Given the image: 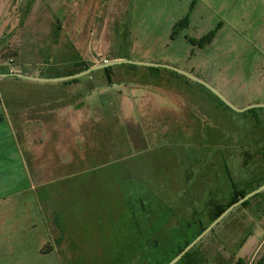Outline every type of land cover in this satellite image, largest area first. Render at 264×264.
Returning a JSON list of instances; mask_svg holds the SVG:
<instances>
[{
    "label": "rangeland",
    "instance_id": "1",
    "mask_svg": "<svg viewBox=\"0 0 264 264\" xmlns=\"http://www.w3.org/2000/svg\"><path fill=\"white\" fill-rule=\"evenodd\" d=\"M115 57L191 72L237 108L264 104V0H0V67L54 78L80 60L96 66ZM151 69L118 65L79 79L94 86L86 84L84 95L98 93L85 102L84 145H74V132L58 123L53 131L57 144L36 153L47 170L46 198L42 189H28L0 207V264H145L129 205L142 212L146 207L139 214L144 232L158 229L159 239L166 240L172 232L178 236L184 222L200 216L207 223L204 203L211 196L226 202L231 190L226 167L241 188L262 179L264 135L257 143L251 133L242 139L233 132L264 126V108L235 112L200 84ZM164 73L178 78L179 86L173 79L157 85L136 82ZM108 77L122 80L117 91L136 99L149 92L170 106V95L178 97L177 111L154 114L149 108L147 116L140 117L143 136L130 132L132 146L120 122L129 105L122 104L121 96H108ZM65 86L2 78L0 114L14 113L18 125V108L25 112L33 102L59 99ZM106 93L112 127L99 107L93 110L100 121L93 125L86 114ZM119 161L129 195L136 196L128 204L117 193L112 175ZM193 206L199 216H193ZM241 212L202 244L205 264H236L239 259L256 264L245 254L261 230L251 227L257 234L247 235L250 220ZM241 239L244 249L234 255L232 248Z\"/></svg>",
    "mask_w": 264,
    "mask_h": 264
},
{
    "label": "crops",
    "instance_id": "2",
    "mask_svg": "<svg viewBox=\"0 0 264 264\" xmlns=\"http://www.w3.org/2000/svg\"><path fill=\"white\" fill-rule=\"evenodd\" d=\"M120 59H126V58L115 57L109 59V61L120 60ZM81 61L85 62V64L90 65L88 62L84 60ZM37 76H42V75H37ZM109 78L111 80L110 86H112L111 89L112 91L108 90L109 94L106 93L100 95L104 97V95L108 94V96H114V97L121 96L122 98H125L122 101V104L131 105L135 108V110L139 108L142 117L145 114L147 116L149 112V108H151V110L154 111V114L157 113V114L166 115L167 111H173V112L177 111L176 107H178L179 104L177 103L176 100L178 97H172V95H170L171 96L170 98L174 99V102L170 106H165L163 104L158 103L155 100V96L150 94L149 92H147L146 96L143 95L140 96V98L136 99L137 96L135 95L129 94L126 96L120 93L121 90L117 91V87L119 86L118 82L122 80L119 81L117 77L118 81L113 82L111 77ZM166 79L176 80V82L173 84L177 87L179 86L180 80L175 76L166 73L157 75L154 78L153 76L149 75L144 81H136V82L157 85L160 84L162 80L165 81ZM133 80H137V78L133 77ZM170 82L167 81V83L169 84ZM62 83H64V85L66 86L63 94H61L59 99L53 100L52 98H45L47 100H39L38 103L33 102L29 104V106L26 107V111H25L27 113L26 117L20 115L22 113H25L23 112V110H21L22 108H18V109L16 108L17 110L15 114L16 117L18 118L17 120L18 125L12 115H8L5 112L4 114H0V207L6 205L12 197L17 195L19 196L21 193H23L28 189L35 191L40 188L42 189L41 190L42 196L45 197L46 190L43 189L47 185L46 182H48L47 180L48 176L47 177L42 176L38 179H36L33 176L30 168V163L27 157L25 156L24 146L21 144V139H20L21 130L22 132L23 131L25 132L24 135L34 138L35 141L33 140L30 142L31 144L34 145L33 148L34 151L39 150L36 153L44 154L46 151H50V149L48 148L53 147V144L54 145L57 144L56 141L54 143V138L56 134L53 131H56L55 127L58 125V123L60 127L66 125L65 128L66 131L68 128L72 132H74V136H75L74 145L79 147L84 145L83 144L85 138L84 130H83L85 127L84 105L85 102L88 100V98L98 95V93H96L95 91H91V92H86V95H84L86 84H90L94 88L91 82L89 83L82 82L79 81L78 79V81L76 82H69V83L62 82ZM100 102H101L100 99H98L97 103ZM28 108H31L30 112ZM95 110L97 109L95 108ZM86 115H88L89 122H93V125H94V121H98L100 119V115L95 114L94 111H90L89 114ZM25 120H26L25 123L26 125L24 124ZM106 120L107 121L111 120V117L110 118L107 117ZM166 120L168 119L165 120L163 119V121L161 122H165ZM120 122L122 125L123 116L120 119ZM109 127L107 128V131L109 130ZM156 130H158V127L156 128ZM232 131L233 129H231L228 132V134H226L228 136V140L232 135ZM233 133H235L236 135L238 134V137L239 138L242 137V139H247L249 137L248 134L251 133L252 136H256L255 142H257L258 139L261 137V134L264 135V126L261 125L258 128L254 126V128H251V130L249 129L239 130L237 128ZM204 135L206 134L204 133ZM260 144L261 146L264 145L263 143ZM38 145H42L43 147H45V149L44 148L37 149L36 147ZM249 145H254V148H256L255 146L256 144H244L243 147H247ZM28 146H30V143L28 144ZM33 150H30L29 152H32ZM261 178L262 179H260L258 182L264 179V175ZM47 213L48 215L50 214L51 217L52 215L51 208L47 211ZM241 213L245 214L248 218H250V225L252 226V228L253 227L255 228V226H257V229L261 230L260 239L256 241V244L253 245V247L249 250V253L246 255L257 260L256 263L260 262L261 264H264V196L259 199L257 198L256 200L251 202L248 208L243 209ZM256 234H257L256 230L251 231V235H256ZM244 246L241 249V251L244 249Z\"/></svg>",
    "mask_w": 264,
    "mask_h": 264
},
{
    "label": "trees",
    "instance_id": "3",
    "mask_svg": "<svg viewBox=\"0 0 264 264\" xmlns=\"http://www.w3.org/2000/svg\"><path fill=\"white\" fill-rule=\"evenodd\" d=\"M186 21L183 23L185 24ZM182 26V24H180L178 27ZM178 27L176 29H178ZM175 35L177 34V32L174 33ZM17 55V54H14ZM81 61V60H80ZM93 65H88L85 64V62L81 61V62H76L75 63V67H73L71 70H68L66 72H61L58 71L56 73V77H60V76H68V75H72V74H76L79 72H82L86 69H88L89 67H92ZM109 69V68H108ZM108 69H105V71H108ZM152 71H158V69L153 68L151 69ZM13 72L12 69L10 68H6V67H0V73H10ZM174 73V72H173ZM176 74V73H174ZM177 76H180L178 74H176ZM77 80H72V81H67L66 83L69 82H76ZM107 81L109 82V84L111 83L110 78L108 77ZM201 87V89L207 90L205 87L203 86H199ZM103 96H101L102 98ZM100 103H96V105H92L94 108L91 109H95L97 107H99L102 111V113H105L106 117L110 118V114H107V100L105 101V98L103 97V99H100ZM220 102H222L219 99ZM223 103V102H222ZM140 109L138 108L137 110H135V108L131 105H129L126 108V116L125 119L123 117V124L122 127L123 129L127 132V134L129 135V142L130 144L133 146L134 145V141L131 142V134L130 132L134 129L137 131V133L139 132L141 136H143V132H142V126H141V112H139ZM139 114V115H138ZM12 116L14 118V113H12ZM100 121V119L97 121V123ZM107 121V120H106ZM110 121V127H112V121ZM107 121V122H109ZM25 124V123H24ZM24 131L22 132L21 130V135H20V139H21V144L24 146L25 149V156L27 157L29 163H30V168H31V172L33 174V176L38 179L42 176L46 177V173L47 170H45V166L40 164V161H42L39 156L36 154V152L38 151H34V145L31 144L30 141H33L34 138L28 137L27 135H24ZM35 141V140H34ZM30 143V146H28V144ZM42 145H38L36 148L38 149H42L45 147H41ZM30 150H33L32 152H29ZM117 165V166H116ZM120 165V161L119 162H115L114 166H115V170L113 171V174L110 173V175L112 174L115 178H116V182H115V187H116V191L118 194L121 195L122 197V201L125 202V204L129 203V199H133L136 196H132L129 195V184L127 183V181L125 180L127 178L126 174L121 172L120 169L118 168ZM106 167V166H104ZM104 167H98V168H103ZM227 172V178L230 181V192H229V198H226V202H220L218 200L220 199H215V195L211 196L207 201H205L204 203V210L203 212H205L206 217H207V223H205L203 220L204 218H201L198 214H197V208H193L194 210V214L193 216H199L198 219L192 221H187L184 222V227L182 230H179L178 232V236L172 232L170 234H168V238L166 240H162L159 239L158 237V233H157V229H148L147 232H144V229L141 227L140 224V213L142 212V209L137 207V206H131L129 205L127 207L128 211L135 220V233L136 236L138 238V251L139 254L141 256H144V254L147 256L145 264H168L170 261H172L178 254H180V252H182L191 242H193L214 220H216L228 207H230L231 205H233L234 203H236L238 200H240V198L244 197L245 195H247L249 192L255 190L256 188H258L259 186L264 184V179L260 182H257L256 185H248L245 188H241L240 185H238L233 177L231 176L228 168L226 167ZM135 193H137L136 191V187H134ZM136 195V194H135ZM258 195H256L255 197H253L251 200L245 202L241 207L237 208L231 215H229L226 219H224L219 225L218 227H216L208 236H206L201 242L200 244H198L193 250H191L190 252H188L186 254V256L183 257V259H181V261L178 264H205L206 263V256L204 254V251L202 250V243L205 242L209 237H211L212 235H214L217 232V229L219 227H221L223 225V223H225L231 216H233L235 213H240L243 209L248 208V206L251 204V202H253L255 199H257ZM192 203V201H190ZM146 210V207L144 209V211ZM143 211V212H144ZM148 211V210H147ZM143 212L141 214H143ZM174 209L173 212L171 214H174ZM174 216V215H171ZM145 215V214H144ZM147 215H151L149 213H147ZM245 214H243L244 219L246 218L244 216ZM143 216V215H142ZM159 216V215H157ZM161 217V216H159ZM250 220V218H249ZM249 226V231L246 232L247 235H251V225H250V221L247 224ZM109 234L106 233L104 234V237H106V239L108 238ZM146 236V237H145ZM103 237V236H101ZM178 238V239H177ZM162 240V241H161ZM178 240V243L176 245H173L172 243L174 241ZM163 242V243H162ZM168 242H170V244H167ZM233 243H235L233 241ZM245 243V240L241 241L238 243V245L236 246V248H232L234 255H238L241 252V249L243 248ZM146 245V248H145ZM175 246V247H173ZM246 255V254H245ZM243 255V257L245 256ZM236 257V256H235ZM248 257V260L251 259L252 257L246 256ZM140 259V258H139ZM236 264H247L246 261L244 259H239L237 260ZM256 264H261L260 262H257Z\"/></svg>",
    "mask_w": 264,
    "mask_h": 264
},
{
    "label": "water",
    "instance_id": "4",
    "mask_svg": "<svg viewBox=\"0 0 264 264\" xmlns=\"http://www.w3.org/2000/svg\"><path fill=\"white\" fill-rule=\"evenodd\" d=\"M118 65H135V66H143L148 68H156V69H164L171 72H174L178 75L184 76L187 79L194 81L201 86L205 87L207 90H209L212 94H214L218 99H220L227 107L234 110L235 112L244 113L246 111H249L251 109L256 108H264V104H255L248 106L246 108H237L226 96H224L217 88L209 84L208 82L204 81L203 79L195 76L193 73L182 70L180 68H176L167 64H158V63H151V62H142V61H133L129 59H120V60H112L106 63L98 64L96 66L89 67L88 69L68 75V76H60V77H54V78H45L42 76H31L27 75L21 72H10V73H0V79L2 78H18V79H24L29 81H36V82H67L72 80H77L82 77H85L89 74H92L95 71L98 70H105L114 66ZM264 192V184L256 188L255 190L249 192L244 197L240 198L236 203L228 207L216 220H214L193 242H191L180 254H178L172 261H170L168 264H178L181 259H183L184 256L191 250H193L206 236H208L218 225L226 219L229 215H231L237 208L241 207L245 202L251 200L256 195Z\"/></svg>",
    "mask_w": 264,
    "mask_h": 264
},
{
    "label": "flooded vegetation",
    "instance_id": "5",
    "mask_svg": "<svg viewBox=\"0 0 264 264\" xmlns=\"http://www.w3.org/2000/svg\"><path fill=\"white\" fill-rule=\"evenodd\" d=\"M12 71H13V72H17V71H14V70H12ZM108 104H109V103H108ZM108 104H107V105H108ZM84 106L87 107L88 104H87V105L85 104ZM97 108H98V107H97ZM106 108H107V107H106ZM228 108H229V107H228ZM229 109H230V108H229ZM231 110H232V109H231ZM90 111H94V110H93V109H90ZM139 112H140V111H139ZM140 114H141V113H140ZM138 115H139V114H138ZM40 162H41V161H40ZM171 215H174V214H171ZM157 230H158V229H157ZM157 233L159 234V230L157 231ZM204 243H205V242H203L202 244H204ZM199 244H200V243H199ZM145 248H146V245H145ZM204 254H205V256H206V251H204Z\"/></svg>",
    "mask_w": 264,
    "mask_h": 264
},
{
    "label": "built area",
    "instance_id": "6",
    "mask_svg": "<svg viewBox=\"0 0 264 264\" xmlns=\"http://www.w3.org/2000/svg\"><path fill=\"white\" fill-rule=\"evenodd\" d=\"M109 62V59H105V61H103V63ZM99 63V62H98Z\"/></svg>",
    "mask_w": 264,
    "mask_h": 264
}]
</instances>
